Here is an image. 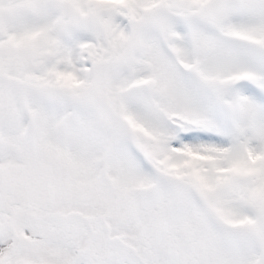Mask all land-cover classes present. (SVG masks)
<instances>
[{
    "label": "snow or ice",
    "instance_id": "6c2138e0",
    "mask_svg": "<svg viewBox=\"0 0 264 264\" xmlns=\"http://www.w3.org/2000/svg\"><path fill=\"white\" fill-rule=\"evenodd\" d=\"M0 264H264V0H0Z\"/></svg>",
    "mask_w": 264,
    "mask_h": 264
}]
</instances>
